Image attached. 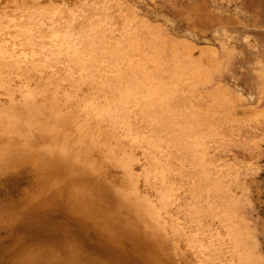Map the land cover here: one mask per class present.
<instances>
[{
  "label": "rangeland",
  "instance_id": "374dc122",
  "mask_svg": "<svg viewBox=\"0 0 264 264\" xmlns=\"http://www.w3.org/2000/svg\"><path fill=\"white\" fill-rule=\"evenodd\" d=\"M33 12H42L46 16L44 28L45 31L50 29L46 31L48 34L57 28L63 36L68 29V34H65L72 36L70 42L77 46L80 44L74 43L78 41L75 37L76 40L73 39L74 23L81 18L85 23L79 24L81 29L90 26H86L87 22H92L89 23L91 25L95 22V32L97 28L110 27L109 34L108 29L105 32L106 47H120L115 57L141 76L140 88L135 94L139 101L131 111L136 117L129 120L138 131L133 135L139 136L143 142L139 147H132L137 157L134 155L130 168L140 175L148 167L149 172L152 167L159 170L160 167H155L157 162L164 165L160 169L166 172V184L169 183L170 190L164 208H158L161 218L168 225L172 224L170 219L177 221L181 232L189 234L188 237L191 235L197 242L196 249L202 254L199 255L200 260L206 264H264V0H0V17L8 20L16 21ZM57 18L55 25L53 21ZM64 20L73 24L68 22L71 30L65 26ZM99 23L102 25L100 28L97 26ZM112 26L119 28L114 30ZM93 27H89V32L92 33ZM18 32L12 30L11 35L20 38ZM162 41L172 45L173 48L169 49H175L176 45L179 52H192V60L195 57V61L199 59L197 63L193 62L194 66L199 65V82L195 78L184 80L185 89L176 100L166 94V84L157 81L154 71L153 55L156 49L161 51ZM66 62L61 60L60 64L63 66ZM139 66L143 68L140 70ZM13 79L7 89L0 86V134L16 142L26 141L22 144L27 146L34 139L31 132L25 134L26 128L19 126L28 125L27 130L32 128L34 132L35 124L27 123L26 108L21 106L27 100L23 93L35 90L36 100H50L53 96L36 91L33 83L27 85ZM187 80L191 82L187 84ZM213 83L222 91L217 90ZM172 85L169 87L174 88ZM80 91L75 93L80 95ZM211 91L215 94L218 91V95ZM57 95H61V113L72 108L61 93ZM216 96L219 100L213 98ZM229 103L232 104L231 109L226 110L230 108ZM7 110L16 118L9 117ZM84 113L83 109L77 112L73 126L84 132L94 131L93 134L100 138L107 128L101 123H93L92 118ZM12 121L15 125L11 124ZM21 132L29 134L30 140L22 134L21 137L26 139H21ZM104 168L96 173L106 181H112L116 189L123 180L122 172L110 167L104 174ZM32 169L26 162L0 166V264H21L17 257H24L27 252L41 251L62 256L66 251V241L71 239L84 259H94L97 264H154L151 257L161 260L159 264H192L193 253L183 240H177L178 245L190 261L181 260L173 251L171 258L164 254L170 242L175 240L171 228L168 230L170 226L165 229L169 234L166 248L155 251L145 247L144 255L135 251L136 246L126 240L111 246L96 228L80 225L75 217L59 209V201L41 212L48 214L54 224H59L58 228L43 229L36 221L23 227L24 219L19 217L20 213L30 209L34 202H41L47 193L61 185L60 182L49 186L47 181L37 178ZM150 201L158 203L153 195ZM4 218H10V222L6 224L2 221ZM96 218L101 219L100 214H96ZM146 220L150 221L149 218Z\"/></svg>",
  "mask_w": 264,
  "mask_h": 264
},
{
  "label": "bare ground",
  "instance_id": "6f19581e",
  "mask_svg": "<svg viewBox=\"0 0 264 264\" xmlns=\"http://www.w3.org/2000/svg\"><path fill=\"white\" fill-rule=\"evenodd\" d=\"M49 16L47 17L50 18ZM45 17L46 16L42 14V12L38 14L33 12L24 16L22 15V17L16 21L8 20L6 17H0V86L5 90L10 86L11 80L15 78V81H17V78L21 82L28 83L27 85L31 83L35 84V87H37L36 91L40 93H49L53 96L50 100L46 98L36 100L34 98L35 90H28L26 93H23V98L30 101L25 100L26 102L21 106L26 108L27 114L29 115H27V117H29L27 118V123L29 121L35 124V131L32 132V128L28 131V125L24 126L23 124L21 126L19 124V127L26 128L25 134L31 132V136L34 139L33 143H31V141V144L26 146L23 145L26 141H24V143L23 141L16 142L13 138L11 139L8 136V138H4V134H0V166H11L18 162H26L35 170L33 173L37 175V178L44 180V182L47 181L49 186H55L61 182V185L47 193L45 197L42 198L41 202H34L30 206V209L20 213L19 217L24 219L23 227L36 221L43 229L50 228L55 230L58 228L59 224H54L48 214L41 212H43L42 210L46 211L47 207L54 204V202L59 201V209L65 214L75 217L80 225L96 228L97 231H99L98 234L101 233L100 235L103 236L102 238L111 244V246H114L115 243H120L122 240H126L131 245L136 246L134 247L135 251L143 252L145 247L155 251L163 248L165 249V244L169 235L168 231L165 229L170 226L168 230L171 228V235L175 240L170 242V246L164 254L171 258L170 254L173 251L179 255L178 258L181 260H188L178 245V241L183 240L187 248L193 253L191 259L192 264H206V262L200 260L202 254L196 249L197 242H195L191 235L188 237L189 234H183L180 230V226L177 227L178 222L173 219H170L172 220V224L168 225L159 214L158 208H164L165 203L168 201V192L170 190L169 183L167 182L166 184V172L164 169H160L164 165L157 162V166L155 167L160 168L159 170L157 168L154 170L152 167L150 172L153 174L149 172L148 166V168L146 167L147 171L140 175L135 174L133 169L130 168V164L134 160L135 155V151L132 150V147H136L135 145L139 147L143 142V140L140 141L139 136V138H136L133 135L138 131L129 120L130 118L136 117V114L131 113V111L135 110L137 102L139 101L136 99L135 94L140 88V75H136L131 67L124 66L119 57H115L117 55L115 52L116 50L119 51V49H121L120 47L119 49L107 48L109 46L106 47V30L108 29L109 34L110 27L104 26L105 28L102 29L100 28L102 25L99 23V25H96L98 27L100 26V30L97 28V32H95L93 27L95 22H93V25H91L92 22H87L88 24H86V26L90 25L93 27L91 33L89 32L90 26H87L88 28L85 27L86 29H81L80 23H83L81 18L74 23L75 34H73L75 36H73V39L78 40L74 43L80 44L77 46L71 44L70 40H72V36L67 37L69 32H67L68 29H65V33H67H64L65 36H62L61 33L56 30L57 28L55 25H57L56 21L58 18L53 21L56 24L51 25L56 28L55 31L52 29L48 34L46 31L50 29H46L45 31L44 28L46 24L44 22V20H46ZM53 18L51 20H53ZM83 20H85V18ZM68 22H70V20ZM68 22H66L65 26H68L69 30H71L72 23L70 22V24ZM112 23L114 24L115 22H111V24ZM61 25L62 24H59V26ZM114 27L112 26V28ZM118 28L119 27H117V29ZM15 29L17 32L19 31L18 35L20 38H17L16 35H11L12 30L14 31ZM117 29L114 28V30ZM59 31L61 30L59 29ZM10 35L13 37L10 38ZM112 35H116V33ZM5 37L8 41H6ZM167 42H161V51L156 49L153 55V66L158 76L156 77L157 81L165 83L166 88L164 91L166 94L171 95L170 97L172 99L176 100L177 95L180 94V92L182 93L185 89L183 86L184 80L195 78L194 80L199 82V71L197 72V67H199V65L196 66L195 64L196 67L194 66L193 62L196 57L192 60V52L189 53L190 55L187 53L188 50L182 51L181 49L182 52L186 51V53L179 52L180 50L176 49L178 48L175 47L176 45H173L175 49H169L172 45L170 44L169 46ZM61 60L67 62L62 66L60 64ZM196 60L199 61V59ZM197 61L195 62L197 63ZM141 66H139L140 70L143 68H141ZM204 75L207 76V74ZM148 78L150 79V77ZM207 78H210V76ZM191 80H187V84L191 82ZM208 81L209 80H207V82ZM210 81L213 82L212 80ZM203 82H205L204 79ZM171 84L174 85H172L174 88L169 87ZM214 86L217 88L216 85ZM79 89L83 92L80 93V91V95H77L78 93L75 92ZM187 90L190 92L188 88ZM217 90L221 89L217 88ZM217 92L218 91H216V94L214 91L212 93L218 95ZM57 93H61L65 101L74 109L70 108L65 113H61L59 109V97L61 95H57ZM193 93L194 91L189 94L193 95ZM213 98L219 100V96ZM174 100L172 102H174ZM215 100H213V102ZM228 101H230V99H228ZM217 102L219 103L221 101H216V103ZM229 104L230 108L226 110L231 109L232 104ZM80 109L86 111L84 115L88 116V118H92L93 123H101L107 128L104 134H100V138H97L98 135L95 136V134H93L95 133L94 131L84 132L78 130V126H73V121ZM217 109L219 108L217 107ZM9 113L10 111L7 110V115L9 117L13 119L16 118L15 114ZM11 124L15 125L14 121H12ZM22 128H20V131H22ZM17 132L19 131L17 130ZM23 132L19 134L21 139L24 138L21 137V134L23 136L25 135ZM2 135L4 137H2ZM26 136L28 137L29 134L25 135V137ZM26 138H24V140ZM28 139L30 140L29 137ZM144 146L146 147L148 145ZM147 148L148 147H146V149ZM137 150H140V148H137ZM149 160H147V162ZM167 161H169V159ZM151 163L152 162L149 164ZM103 167H105L103 171L104 174L110 170V167L117 168L122 172L123 180H120V185H118L116 189L112 181H106L103 177H99L100 173H96L97 170ZM154 172L158 174L157 177ZM140 183L143 184V187L140 186ZM141 192H144V194ZM151 195H153L154 199L157 198L158 203L150 201ZM96 214H100L101 219L98 220ZM148 218L150 219L149 222L146 220ZM2 221L7 224L10 222V218H4ZM65 244L67 247L62 256H60V254L52 255L49 252L38 251L31 253L27 252L24 257L18 256L17 259L21 264H97L94 259H84L83 256L80 255L77 244L74 243L72 239L67 240ZM139 246H142V248ZM146 258H148V256H146ZM151 261L154 264H159L161 262L157 257H151Z\"/></svg>",
  "mask_w": 264,
  "mask_h": 264
}]
</instances>
